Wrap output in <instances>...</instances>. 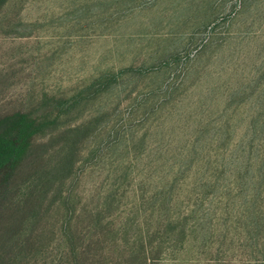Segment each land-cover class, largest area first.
<instances>
[{"label":"rangeland","instance_id":"1","mask_svg":"<svg viewBox=\"0 0 264 264\" xmlns=\"http://www.w3.org/2000/svg\"><path fill=\"white\" fill-rule=\"evenodd\" d=\"M0 264H264V0H0Z\"/></svg>","mask_w":264,"mask_h":264},{"label":"trees","instance_id":"2","mask_svg":"<svg viewBox=\"0 0 264 264\" xmlns=\"http://www.w3.org/2000/svg\"><path fill=\"white\" fill-rule=\"evenodd\" d=\"M3 124L4 129L0 133V174L9 175L21 162L34 136L45 124L21 112L5 116Z\"/></svg>","mask_w":264,"mask_h":264}]
</instances>
